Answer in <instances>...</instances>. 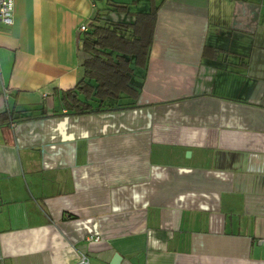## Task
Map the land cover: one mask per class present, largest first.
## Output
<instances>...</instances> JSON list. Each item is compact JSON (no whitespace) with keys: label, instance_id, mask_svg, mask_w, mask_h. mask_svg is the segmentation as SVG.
I'll return each mask as SVG.
<instances>
[{"label":"crops","instance_id":"1","mask_svg":"<svg viewBox=\"0 0 264 264\" xmlns=\"http://www.w3.org/2000/svg\"><path fill=\"white\" fill-rule=\"evenodd\" d=\"M110 1L155 10L124 107L64 99L104 0L0 24V264H264V0Z\"/></svg>","mask_w":264,"mask_h":264},{"label":"trees","instance_id":"2","mask_svg":"<svg viewBox=\"0 0 264 264\" xmlns=\"http://www.w3.org/2000/svg\"><path fill=\"white\" fill-rule=\"evenodd\" d=\"M111 11L129 13L125 3L104 0L79 37L82 76L65 91L66 105L76 111L133 104L139 89L132 83L134 66L144 67L149 57L155 10L133 12L131 23L106 18Z\"/></svg>","mask_w":264,"mask_h":264},{"label":"built area","instance_id":"3","mask_svg":"<svg viewBox=\"0 0 264 264\" xmlns=\"http://www.w3.org/2000/svg\"><path fill=\"white\" fill-rule=\"evenodd\" d=\"M13 22V0H0V24L10 25ZM89 22L80 24L78 31L80 33L87 30ZM95 237L94 239H97ZM74 264H91L88 255L84 252H79Z\"/></svg>","mask_w":264,"mask_h":264},{"label":"rangeland","instance_id":"4","mask_svg":"<svg viewBox=\"0 0 264 264\" xmlns=\"http://www.w3.org/2000/svg\"><path fill=\"white\" fill-rule=\"evenodd\" d=\"M128 1V0H127ZM140 9V8H139Z\"/></svg>","mask_w":264,"mask_h":264}]
</instances>
